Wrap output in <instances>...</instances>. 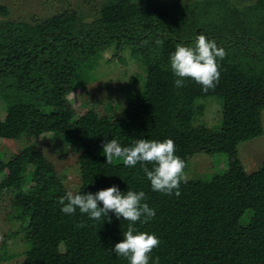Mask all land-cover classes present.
Segmentation results:
<instances>
[{"label":"trees","instance_id":"16d2710c","mask_svg":"<svg viewBox=\"0 0 264 264\" xmlns=\"http://www.w3.org/2000/svg\"><path fill=\"white\" fill-rule=\"evenodd\" d=\"M67 2L32 22L4 19L10 10L0 6V139L34 141L9 159L0 152V202L9 198L20 223L10 236L23 235L22 264H128L110 251L127 221L86 215L80 227L74 215L61 212L69 166L56 171L37 147L43 136L60 142L58 156L76 153L73 193L113 185L145 192L156 216L137 227L160 238L150 254L159 264H264V168L247 173L238 152L240 144L264 134V107L255 103L264 89V0H96L89 22L79 4L65 8ZM198 34L225 51L219 81L207 92L191 79L176 88L169 65L176 45L192 46ZM111 47L113 59L125 65L127 51L142 71L132 78L140 88L124 92L121 112L109 115L111 139L130 146L137 139L170 138L185 162L184 175L197 155H225L224 173L183 179L180 195L169 196L151 190L139 164L106 163L87 115H79L69 96L100 76L99 56L87 51ZM206 98L222 100L218 128L194 123L195 104ZM65 142L72 148L66 150ZM9 258L4 249L0 260Z\"/></svg>","mask_w":264,"mask_h":264},{"label":"rangeland","instance_id":"374dc122","mask_svg":"<svg viewBox=\"0 0 264 264\" xmlns=\"http://www.w3.org/2000/svg\"><path fill=\"white\" fill-rule=\"evenodd\" d=\"M77 4L88 16L87 21H91L92 15H94L98 7L96 0H68L64 5L65 8L70 7L74 9ZM0 6H6L10 10L9 15L4 17V19H25L28 22H32L33 20L40 21L46 17H51L54 13L58 12L60 8L62 9V0H0ZM2 18L3 16L0 15V19ZM114 52V47L102 51L90 48L87 51V55L91 57L97 55L100 58L99 67L96 72L100 76L96 77L82 90L69 96L70 102L78 109L79 115H87V121L99 146L111 140L110 127L108 125L109 115L114 117L121 112V107L126 102L124 92L140 88V82L132 83V78L135 75L142 74L140 67L129 58L127 51L122 54V57L126 58V64H120L117 59H113ZM258 96L259 98L255 101L256 105L264 107V89H262ZM80 103L84 104L82 108L79 107ZM95 103L96 105L91 107ZM222 105L220 98L199 99L194 107L195 125L218 128L221 122ZM107 106L111 107L109 112H107ZM3 115L4 109L2 104H0V118ZM262 120L264 127V111ZM32 143L34 141H30L28 138H23L19 141L0 139V152L5 155L6 159H9V157L17 154ZM59 143V141L52 142L50 136H43L39 138L36 144L40 151L47 156L49 162L55 167L57 172L60 173L64 167L69 166L65 185L69 191L75 192L79 185V179L73 172L72 167L76 164L77 155L73 151H69V153L66 151L64 157L58 156L54 152V149ZM65 144H62V146H67L66 150L72 148L70 143L65 142ZM238 152L244 170L247 173H253L264 168V134L259 138L240 144ZM227 168L225 155H197L189 161L184 179L208 180L214 175L224 173ZM74 217L80 227L86 225V215H81L77 210ZM16 230H20V223L15 221L10 200L6 198L0 202V255H2L5 249L7 255L9 257L13 256V258H9L6 261L0 260V264L23 263V253L26 251L27 246L22 242V233L15 238L10 236ZM66 257L68 261H72L75 258V254L69 252Z\"/></svg>","mask_w":264,"mask_h":264},{"label":"clouds","instance_id":"9594fccd","mask_svg":"<svg viewBox=\"0 0 264 264\" xmlns=\"http://www.w3.org/2000/svg\"><path fill=\"white\" fill-rule=\"evenodd\" d=\"M225 56L223 48L217 43L198 34L192 46L177 44L169 55V65L176 88H182L186 79H191L207 92L215 88L220 78L219 61ZM106 163L122 161L125 167L135 168L140 165L151 190L164 195H180V184L184 179L185 162L176 154L172 139L154 140L137 139L130 146H123L117 139L101 144ZM151 164L149 168L147 165ZM147 197L142 190L127 188L122 191L119 186L101 189L95 193L69 191L61 198V212L75 215H87L90 220L102 218L110 222V214L116 219L127 221L123 238L110 250L118 257H123L128 264H159V258L152 259L153 249L159 247L161 241L155 233L141 231L137 222L146 224L156 216V210L146 202Z\"/></svg>","mask_w":264,"mask_h":264}]
</instances>
